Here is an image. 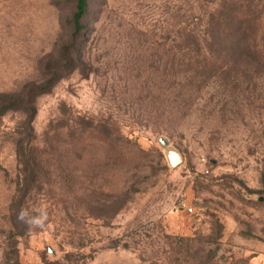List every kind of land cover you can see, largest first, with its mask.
<instances>
[{
  "label": "rangeland",
  "instance_id": "obj_1",
  "mask_svg": "<svg viewBox=\"0 0 264 264\" xmlns=\"http://www.w3.org/2000/svg\"><path fill=\"white\" fill-rule=\"evenodd\" d=\"M89 10L75 41L74 0H0V264H264V0Z\"/></svg>",
  "mask_w": 264,
  "mask_h": 264
},
{
  "label": "trees",
  "instance_id": "obj_2",
  "mask_svg": "<svg viewBox=\"0 0 264 264\" xmlns=\"http://www.w3.org/2000/svg\"><path fill=\"white\" fill-rule=\"evenodd\" d=\"M74 4H75V12L72 16V28L74 31V39L75 41L77 40V38L82 34V32L85 30L82 21L84 20V18L88 15L89 13V8H90V0H74ZM243 7L242 6H238L232 9L231 12H221L219 15H217L216 17V22H211V23H202L200 24H195L194 27H182L180 28L179 36L181 41L183 40L184 45H186L187 48H190L188 50L193 49V47L191 48V46H196L198 49L195 50V52L197 53H203L204 52V48L202 47V44L204 42H207L208 38L211 37L213 39V41L215 42V44L217 42H219V38L224 37L225 39H229L230 41L233 40L231 39L234 37H239V35L245 34L247 32H250V28L248 27H244L243 24L242 26L240 25H236L233 24V21L239 19L241 20L242 18L239 16L240 14V10ZM209 24V25H208ZM201 27V28H200ZM215 39V40H214ZM216 39L218 41H216ZM74 43V42H73ZM75 44H72L69 49L67 50L68 53H71L74 49ZM221 51V50H220ZM205 53V52H204ZM229 54L231 52H228ZM192 68L188 67L187 70H191ZM41 91H43L42 88L38 89V94L41 93ZM20 104L18 102V99H11L9 103L4 104L3 106H1L0 108V114H2L5 110H7L8 108L12 109V108H20ZM24 109H26L29 113V119L30 121L33 120L36 110L35 108H33V106H28L25 107ZM27 167L33 170L34 175L36 176V174L38 175L36 168L34 167H30L27 165ZM25 171H28V169H25ZM31 173V172H30ZM32 175V173L30 174L29 179L31 180V182H35L38 181V179H36V177ZM65 177L67 179L68 183L72 182V177L70 174H65ZM28 178V177H27ZM72 184V183H71ZM34 189V183L33 185H31L27 191Z\"/></svg>",
  "mask_w": 264,
  "mask_h": 264
},
{
  "label": "clouds",
  "instance_id": "obj_3",
  "mask_svg": "<svg viewBox=\"0 0 264 264\" xmlns=\"http://www.w3.org/2000/svg\"><path fill=\"white\" fill-rule=\"evenodd\" d=\"M47 218V210L43 207L35 210L33 213H30L22 206L16 214V221L20 224H23L29 230L34 227L43 226L47 221Z\"/></svg>",
  "mask_w": 264,
  "mask_h": 264
},
{
  "label": "built area",
  "instance_id": "obj_4",
  "mask_svg": "<svg viewBox=\"0 0 264 264\" xmlns=\"http://www.w3.org/2000/svg\"><path fill=\"white\" fill-rule=\"evenodd\" d=\"M188 212L192 213V212H193V208L190 207V208L188 209Z\"/></svg>",
  "mask_w": 264,
  "mask_h": 264
},
{
  "label": "water",
  "instance_id": "obj_5",
  "mask_svg": "<svg viewBox=\"0 0 264 264\" xmlns=\"http://www.w3.org/2000/svg\"><path fill=\"white\" fill-rule=\"evenodd\" d=\"M173 161L176 162L177 161V157L174 156L173 157Z\"/></svg>",
  "mask_w": 264,
  "mask_h": 264
}]
</instances>
